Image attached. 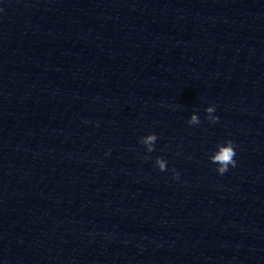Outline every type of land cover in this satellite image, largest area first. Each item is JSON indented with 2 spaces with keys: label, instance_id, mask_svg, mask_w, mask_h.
<instances>
[{
  "label": "clouds",
  "instance_id": "clouds-1",
  "mask_svg": "<svg viewBox=\"0 0 264 264\" xmlns=\"http://www.w3.org/2000/svg\"><path fill=\"white\" fill-rule=\"evenodd\" d=\"M207 111L211 112L212 109L209 108L207 109ZM192 120L195 121L196 117L193 116ZM156 139V137L154 135H149L146 139V143L152 142ZM232 142L229 141V146L228 147H222L220 152L214 157L215 161H219L220 164L222 165L221 168L219 169V172L222 174L226 173L228 170V165L231 164L232 167H236V161L233 160V157L236 155V152L233 151L232 148ZM151 151V149H149ZM158 163L160 164L161 169L164 168V164L163 162L158 161ZM178 173H174V178H178Z\"/></svg>",
  "mask_w": 264,
  "mask_h": 264
}]
</instances>
